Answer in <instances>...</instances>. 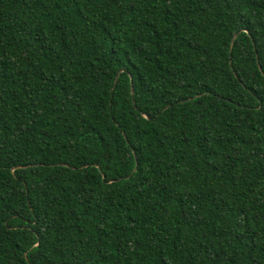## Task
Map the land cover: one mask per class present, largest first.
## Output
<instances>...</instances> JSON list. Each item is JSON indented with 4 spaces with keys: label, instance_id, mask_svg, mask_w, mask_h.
<instances>
[{
    "label": "trees",
    "instance_id": "16d2710c",
    "mask_svg": "<svg viewBox=\"0 0 264 264\" xmlns=\"http://www.w3.org/2000/svg\"><path fill=\"white\" fill-rule=\"evenodd\" d=\"M0 264H264V0H0Z\"/></svg>",
    "mask_w": 264,
    "mask_h": 264
},
{
    "label": "water",
    "instance_id": "95a60500",
    "mask_svg": "<svg viewBox=\"0 0 264 264\" xmlns=\"http://www.w3.org/2000/svg\"><path fill=\"white\" fill-rule=\"evenodd\" d=\"M235 37H236V36L233 37L232 41L235 39ZM231 45H232V42H231ZM116 79H117V76H116V78H115V82H116ZM130 91H131V95H132V93H133V92H132V87H130ZM188 100H189V99H188Z\"/></svg>",
    "mask_w": 264,
    "mask_h": 264
}]
</instances>
